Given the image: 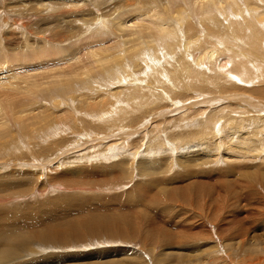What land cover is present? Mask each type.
<instances>
[{
	"label": "bare ground",
	"instance_id": "bare-ground-1",
	"mask_svg": "<svg viewBox=\"0 0 264 264\" xmlns=\"http://www.w3.org/2000/svg\"><path fill=\"white\" fill-rule=\"evenodd\" d=\"M28 1L22 2L29 12L38 17L57 15L59 22H65V30L57 32L50 24L41 27L39 33L42 29L44 33L54 31L56 37L44 34L36 42L28 41L14 61L8 54L3 56L0 173L10 165L21 174L26 170H15V166L29 167L37 178L60 172L73 161L72 154L65 160L61 157L80 150L81 140L89 136L92 140L91 132L96 131L93 140L99 147L90 153L79 151L83 156L80 162L91 156L106 163L114 159L113 165L107 163L109 168L101 167L104 182L109 175L134 174L138 166L139 180L135 182V175L129 179L135 184L134 191L128 193L133 207L121 201L124 209L132 212L135 205H144L145 210L137 215L140 222L145 219L147 223L117 230L113 225L120 218L122 223L128 220L129 213L121 209L115 216L96 211L62 221L55 220L48 209L40 218L31 219L26 213V220L9 221L13 230L0 228V264H16L14 256L57 248L54 243L69 247L73 239L83 241L88 232L92 238L107 234L111 241L114 235L142 241L136 254L123 251L117 255L121 259L90 264H148L145 256L153 258L150 264H170L176 257L180 264H264V88L228 87V80L220 78L229 77L228 72L238 76L249 71L244 56L235 51L239 47L235 40H245L253 49L252 54H246L264 64V0H130L127 4L134 11L129 13L119 0ZM106 11L119 13L116 20ZM101 21L104 25H98V31L102 34L93 41L98 35H89ZM69 38L78 41L72 40L76 43L67 47ZM31 51L34 59L27 56ZM1 53L2 49L0 57ZM168 61L173 62L174 71L166 69ZM184 68L187 80L182 77ZM218 68L222 71L216 73ZM168 76L175 80L168 85L177 84L174 90L158 80ZM256 110L261 113L255 114ZM196 124L209 129L204 136ZM62 148L68 150L61 153ZM76 170L61 172L68 177ZM107 182L105 185H111L112 181ZM8 183L3 185L8 188ZM36 188L32 187V192L36 193ZM145 195L147 199L151 196L150 202L143 201ZM121 201L117 203L122 206ZM21 210L13 211L24 216ZM156 223L163 229H153ZM172 238H184V247L178 248L184 252L172 251L177 249L172 247L176 241L162 242ZM168 249L175 254L168 255ZM28 262L19 264H61L53 254Z\"/></svg>",
	"mask_w": 264,
	"mask_h": 264
},
{
	"label": "rangeland",
	"instance_id": "rangeland-1",
	"mask_svg": "<svg viewBox=\"0 0 264 264\" xmlns=\"http://www.w3.org/2000/svg\"><path fill=\"white\" fill-rule=\"evenodd\" d=\"M23 0H0V42L1 43H3L4 45H6V46H4L3 44V46L2 45H0V49H2V53H1V57H0V63L2 62V60L3 59H6L5 57H3L4 55H9V58L8 59H11V61H14V59H15V55H18V54H20V53H18L19 51L20 52H22L23 51V49L25 50V48H22L23 47V45L25 46V45H27L28 44V41H31V42H36V41H38L39 39H41L42 37H41V35H44L45 34V36H48L49 38L50 37H53V36H55L54 35V31H48L47 33H44L43 32V29H42V33H39L41 30L39 29V28H41V27H48L49 26V24H50V26H52L53 27V30H55V31H57V32H60V31H64L65 30V27H64V23L63 22H61V20H60V22H59V20H57L55 17H57V13L58 12H56V11H53L52 12V14H54V15H56V16H54V17H45V16H43V15H41L40 13V15L42 16H36L35 15V13H31V11L29 12V8H24L23 7V5H24V3L22 2ZM31 1V0H30ZM119 1H123V2H121V3H119V4H122V5H125V12H127V13H129V12H132V11H134V9H133V7H129V5L127 4V3H129V1L130 0H128V1H126L125 2V0H119ZM27 2H29L28 0H27ZM20 7V8H19ZM17 8H19V9H17ZM21 9V10H20ZM19 10V11H18ZM22 11V12H21ZM18 12V13H17ZM108 14H111L112 12H110V11H106ZM6 14H7V16H6ZM38 14V15H39ZM119 13H116L115 15H110L109 17H110V19H112V20H116L114 17L115 16H117ZM6 16V17H5ZM17 17V19H14V18H16ZM23 19V20H21V19ZM19 19L21 20V21H19ZM68 21H69V19H68ZM17 22H21L20 23V25H19V23H17ZM103 21H101V22H99L96 26H95V28L96 29H94V32H93V34H91V35H89V36H93V37H96V34L98 35L96 38H92V40L93 41H95V40H97V38L100 36V34H102L100 31H98V28H99V26L101 27V26H103L104 24L102 23ZM14 23H16V24H14ZM25 23V24H24ZM23 24V25H22ZM103 24V25H102ZM37 25V26H36ZM99 25V26H98ZM98 32H97V31ZM262 32H264V30H261ZM96 33V34H95ZM99 33V34H98ZM28 37V38H27ZM56 37V36H55ZM78 39L80 38V37H77ZM28 39V40H27ZM70 39V38H69ZM69 39H68V43H65L66 44V46L67 47H72V45L73 44H75L76 42H72V40H77L76 38L75 39H70V41H71V43H70V41H69ZM2 40V41H1ZM4 40V41H3ZM52 41V42H51ZM78 41V40H77ZM56 41H54V40H50V44H52V45H54V46H57V44L55 43ZM236 44H238L239 45V47H236V49H235V51L236 52H239V53H241L243 56H244V58H243V60L244 61H247V64H248V70L249 71H247V70H244L245 71V73H243V75H236V74H233V73H226L227 74V76H229V77H220V78H224V79H227L228 80V83H227V85H228V87H231L232 85H238V86H242V87H244V88H247L248 89V87H249V89H251L252 87L251 86H253V87H261V88H264V64L263 63H261V62H259L258 60H256V59H254V58H251L250 56H248L247 54H246V51H248L250 54H252V51L251 50H253V49H249V45H246L247 44V42L245 41V40H240V41H238V40H235L234 41ZM69 43H70V45H69ZM249 43H250V45H252L251 44V42L249 41ZM11 44V45H10ZM49 43H48V46L50 47V48H52L51 47V45H50ZM68 44V45H67ZM59 46H64V43H60V44H58ZM5 47H7L6 49H5ZM30 50H31V47H28ZM252 48H254L253 47V45H252ZM22 49V50H21ZM4 50V51H3ZM261 50L264 52V46H262L261 47ZM8 51V52H7ZM251 51V52H250ZM32 52V54H30V55H27V56H29V57H33L32 59H34V52L33 51H31ZM264 54V53H263ZM29 59H31V58H29ZM30 61V60H29ZM169 62V65L167 66H165L166 67V69L168 70V71H170V69L172 70V71H174V67H172V61H168ZM171 62V63H170ZM172 67V68H171ZM200 70V72H201V69H199ZM219 71H222V70H220L219 68L218 69H216V73H218ZM251 75V76H250ZM182 77H184L186 80L188 79V75H187V73L185 72V68H184V72L182 73ZM164 78L163 77H160V78H158V80H162V81H164L165 83H166V85H168V82L169 81H175V80H172L171 78H170V76H168L167 78H166V80H163ZM247 82H252V83H247ZM252 84V85H251ZM165 85V86H166ZM175 85H177V84H174V85H168L172 90H174L175 89ZM250 85V86H249ZM181 102V101H180ZM256 113L255 114H260L261 112H258L257 110L255 111ZM114 123V122H113ZM108 125H111V124H108ZM196 126L197 127H199V130H201L202 131V136H204L205 135V132H207V130H209L208 128H205V127H202V126H199L198 124H196ZM96 132V131H95ZM95 132H91L92 133V138L93 139H95V137H96V135H97V132L95 133ZM95 133V134H94ZM160 135H161V137H163L162 136V134L160 133ZM91 140V136H89L88 138H86V140L83 138L81 141L83 142L82 143V145L81 144H79V146H80V150H78V149H76V150H74L73 151V153L71 152V153H69V154H66V155H63L62 157H61V160H62V158L64 157V159L63 160H65L70 154H72V164L74 165V166H72V164H70V167H69V164L68 165H66L65 166V168H63V169H61V170H59L60 172H58V171H55V172H53V174L51 173L49 176L47 175H42V176H40V177H36L35 175H33L32 174V172H29L28 170V168L29 167H26V166H24V167H17V166H15V170H22V171H25V173H19L18 171H14V170H12V167H13V165H10L8 168H7V170L6 171H4V172H1L0 173V199L2 198V199H4L3 201L1 200L0 201V220H1V222H0V225H2V227L0 226V228H2V229H4V230H13L11 227L9 228V226L11 225V224H9V221H10V223H12V224H14L15 223V220L17 221L18 220V222H19V220L20 221H23V219L24 220H26V217L27 216H29V218H40V217H42L41 215L43 214L44 215V212H46L47 211V209H48V211L47 212H51V213H54V215L55 216H53V217H57V219H55V220H58V221H62V219L64 218V220L65 219H69V220H75V218H78V217H81V216H84V217H86V216H88L90 213L92 214V213H97V212H99V213H107V214H109L110 216L111 215H113V216H115V214H117V212H119V209H121V211H124V213H129L128 215H127V218H128V220L125 222V223H122L123 221H122V219L120 218L118 221V224L116 223V224H114L115 222L114 221H110L111 223H112V225L113 226H115V228L117 229V230H121V227H122V230H126L125 228L126 227H128L127 228V230H131L133 227H135L136 225V227H138L140 224L141 225H146V223H147V220L145 221V219L142 221V222H140L139 221V219H138V215H139V212L140 211H142L143 209L145 210V206L144 205H142V206H144V207H142L141 205H135V210H137V211H135V210H133V212H135V213H133L132 212V210H130V209H128V208H125L124 209V206L123 205H125L126 203H128L127 204V207H129V205H130V207H133L132 205V203L129 201L130 199H129V196H128V193L130 192V190H132V191H134L133 189H132V187H134L135 186V184H133V182H131L130 180H131V178L135 175V182H137L138 180H139V170H138V166H136V171L134 172V174H131V173H126V174H124V176H118L117 177V175L115 176V175H113V177H111L110 175L109 176H107L106 177V179L108 178V180H106L105 182L102 180V177H104V174H102V173H104V171L102 172V170H104L105 168L107 169V168H109L110 166H108V165H113V161L115 162V160L113 159L112 160V162L111 161H107V163H108V165H107V163H106V161L104 162V160H100L99 161V159H96V158H93V156H91V157H88V161H83V159H82V162H84L83 164H80V163H82V162H80L81 161V158H83V156L81 155V154H78L79 153V151H84V153H90L95 147L96 148H98L99 146H98V143H97V141H95V140H93L94 142V144L93 143H91L92 142V140L91 141H89V140ZM84 140V141H83ZM88 140V141H87ZM205 141L207 140V138L206 139H204ZM89 142V143H88ZM96 142V143H95ZM84 144H85V146H84ZM90 144V145H89ZM97 144V145H96ZM87 145V146H86ZM96 145V146H95ZM78 147V146H77ZM62 152H61V151ZM59 151H58V153L59 154H61V153H63L65 150L67 151L68 149H64V148H62V149H60ZM71 150V149H70ZM91 150V151H90ZM61 152V153H60ZM57 153V152H56ZM75 153V154H74ZM74 154V155H73ZM74 156H76L75 157V159H74ZM85 156H87V155H85ZM101 158V157H100ZM90 159H91V161H90ZM97 160V161H95V160ZM76 160V161H75ZM93 161H95V162H93ZM99 161V162H98ZM79 162V163H78ZM87 162V163H86ZM100 162H102V163H100ZM12 163V162H11ZM26 163V162H25ZM39 163V162H38ZM86 163V164H85ZM91 163V164H90ZM104 163H105V165H104ZM76 164V165H75ZM78 164V165H77ZM94 164H96V165H94ZM98 164L100 165V167L98 166ZM103 166H102V165ZM84 165V166H83ZM82 166V167H81ZM104 166H105V168H104ZM108 166V167H107ZM73 168V170H75V169H77L76 171L77 172H74L75 174H73L74 175V177H73V175H70V176H68V177H63V174L65 173V169H68V168ZM86 167V168H85ZM88 167H90V168H88ZM99 167V168H98ZM101 167H103L104 169H102ZM83 168V169H82ZM82 171H81V170ZM88 169V170H87ZM93 169V170H92ZM97 169H100V172H98L97 171ZM96 170V172H97V176H95V175H93L94 174V171ZM64 172V173H62V172ZM85 171V172H84ZM87 171V172H86ZM13 174H12V173ZM91 172V173H90ZM7 173H10L11 175H9V174H7ZM59 173V174H58ZM77 173V174H76ZM86 173V174H85ZM125 173V172H124ZM136 173V174H135ZM32 174V175H31ZM55 174H56V176H55ZM80 174V175H79ZM85 174V175H84ZM100 174V175H99ZM101 174L103 175L102 177H101ZM61 175H62V178H61ZM90 175V176H89ZM91 175H92V177H91ZM127 175V176H126ZM14 176V177H13ZM46 177V179H45V177ZM56 177V178H54V177ZM100 176V177H99ZM116 178H115V177ZM128 176H130V177H128ZM7 177V178H6ZM14 179H13V178ZM35 177V178H34ZM91 177V178H90ZM94 177V178H93ZM50 178H52V179H50ZM58 178H60L59 180H58ZM73 178V179H72ZM118 178V179H117ZM10 179H13L12 181L10 180ZM39 179V180H38ZM68 179V180H67ZM123 179V180H122ZM130 179V180H129ZM7 182H6V181ZM53 180V181H52ZM58 180V181H57ZM127 180H129V181H127ZM146 180V179H145ZM1 181H4L5 182V184H7L8 182V184H9V187L7 188V187H5L3 184H4V182L3 183H1ZM11 181V182H10ZM22 182L21 184L20 183H18V182ZM27 181V182H26ZM111 182L110 184L112 185H109V184H107V185H105L106 184V182ZM12 182H17L16 183V185L15 184H13ZM25 182V183H24ZM107 182V183H108ZM129 184H128V183ZM32 185H31V184ZM37 183H38V185H37ZM54 183H56V184H54ZM101 183V184H100ZM119 183H120V185H119ZM132 183V185H130ZM11 184H13V185H11ZM19 184V185H18ZM28 184V185H27ZM50 184V185H49ZM96 186H95V185ZM17 185L20 187H17ZM21 185V186H20ZM24 187H23V186ZM27 185V186H26ZM30 185V186H29ZM33 185H35V186H33ZM45 185V186H44ZM54 185H55V187H57V188H54ZM94 185V186H93ZM113 185L114 186H116V188H112L113 187ZM128 185H130L129 187H128ZM12 186V187H11ZM13 186H15L14 188H13ZM28 186H29V188H31V189H28ZM33 187V190H35V188H36V190L38 191H36V193H34V192H32L33 190H32V187ZM50 186V187H49ZM106 186V187H105ZM107 186H108V188H107ZM123 186V187H122ZM2 187V188H1ZM51 187H52V189H51ZM96 187V188H95ZM97 187H99V188H97ZM128 187V188H127ZM19 188V189H18ZM78 188V189H77ZM81 188V189H80ZM88 188V189H87ZM15 189V190H14ZM17 189V190H16ZM42 189H43V191H42ZM84 189V190H83ZM87 191H86V190ZM124 190V192L122 191V190ZM129 189V190H128ZM4 190H5V192H4ZM30 190H31V192H30ZM39 190H40V192H39ZM48 190V191H47ZM51 190H53V191H51ZM94 190H97L96 192L94 191ZM15 191V192H14ZM127 191V192H126ZM42 192V193H41ZM52 192V193H51ZM121 192H123V194H121ZM88 193V194H87ZM92 193V194H91ZM97 193V194H96ZM109 193V194H108ZM18 194H20V195H18ZM42 194H43V196H42ZM94 194V195H93ZM99 194V195H98ZM117 194L121 197V199H119V196L117 197ZM3 195V196H2ZM14 195H16V196H14ZM92 195H93V197H92ZM112 195V196H111ZM113 195H115L116 196V198H117V200H116V198L115 197H113ZM123 195L125 196V197H123ZM126 195L128 196V198L126 199ZM9 196H11V198L9 197ZM36 196V197H35ZM95 196V197H94ZM102 196V197H101ZM105 196L107 197V198H105ZM148 196H150V195H148ZM17 197V198H16ZM22 197V198H21ZM137 197H138V195H137ZM144 199H143V201L145 200V198H146V200L148 201V202H150L151 201V196H150V199H149V197H148V199H147V195H145V196H142ZM16 198V199H15ZM98 198V199H97ZM105 200H104V199ZM71 201H70V200ZM91 199V200H90ZM100 199V201H98ZM109 201H108V200ZM116 201H115V200ZM7 200H9V201H7ZM16 200V201H15ZM50 200H52V201H50ZM72 200H74V203L72 204V205H70V203L71 202H73ZM113 200V201H112ZM123 201L124 202V200H125V204H123V202L121 201V203H122V206L120 205V204H118L117 202L118 201ZM13 201V202H12ZM18 201V202H17ZM78 201H79V203H78ZM104 201H107V202H105V203H103ZM17 202V203H16ZM20 202V203H19ZM97 202V203H96ZM99 202V203H98ZM102 202V203H101ZM117 203L116 205H115V203ZM6 203H7V205L8 206H6ZM2 204V205H1ZM15 204V205H14ZM53 204V205H52ZM105 204V205H104ZM106 204H107V206L108 207H106ZM17 205V206H16ZM47 205V206H46ZM49 205V206H48ZM149 205V206H148ZM51 206V207H50ZM113 208H112V207ZM115 206V207H114ZM118 206H120V208L118 207ZM42 207V208H41ZM46 207V208H45ZM73 207H74V209H73ZM110 207V208H109ZM139 207V208H138ZM147 209L149 208L150 210L151 209H153L152 208V206L150 205V204H147ZM11 208L14 210V208H17V209H19V211L22 209V210H24L25 211V213H24V216L23 215H19L18 214V212H16V214L14 213V211L13 210H11ZM27 208H28V211H27ZM33 208V209H32ZM68 208V209H67ZM70 208V209H69ZM42 209H46V210H42ZM53 209V210H52ZM58 210L57 212H56V210ZM72 209V210H71ZM130 210V211H128V212H126V210ZM133 209V208H132ZM6 210V211H5ZM50 210V211H49ZM60 210V211H59ZM65 210H67V211H65ZM69 210V211H68ZM117 210V211H116ZM27 211V212H26ZM32 211V213H29V212H31ZM87 211V212H86ZM97 211V212H96ZM152 211V210H151ZM150 211V212H151ZM35 214H34V213ZM58 212H60V213H58ZM70 212H71V214H70ZM81 212V213H80ZM133 214H132V213ZM138 212V213H137ZM15 214V215H13V214ZM28 215H27V214ZM83 213V214H82ZM112 213V214H111ZM115 213V214H114ZM123 213V212H122ZM3 214V215H2ZM30 214V215H29ZM32 214H34V215H32ZM37 214V215H36ZM87 214V215H86ZM90 214V215H91ZM138 214V215H137ZM148 215L149 214H151V213H147ZM153 214V213H152ZM12 215V216H11ZM27 215V216H26ZM58 215V216H57ZM130 215V216H129ZM137 216L136 217V219L134 218L135 216ZM10 216V217H9ZM22 219H20L19 217ZM34 216V217H33ZM39 216V217H38ZM71 216V217H70ZM150 217H152V216H154V215H149ZM6 217H9V219L8 218H6ZM13 217H14V220L11 222V219H13ZM17 217V219H15ZM44 217H46V216H44ZM60 217V218H59ZM67 217V218H66ZM132 217V218H131ZM59 218V219H58ZM73 218V219H72ZM118 218V217H117ZM133 218L135 219V220H133ZM4 219H5V221H4ZM129 219H132V220H129ZM51 220V219H50ZM137 221H139V222H137ZM7 222V223H6ZM17 223V222H16ZM119 223H120V225H119ZM135 224V225H134ZM116 225H118V226H116ZM126 226V227H125ZM156 226H158V227H156ZM124 227V228H123ZM154 227H156V229H163V228H160L161 227V225L159 224V223H156V224H154V226H152V228L153 229H155ZM3 230V231H4ZM26 230V229H25ZM83 231V230H82ZM0 232H2V231H0ZM26 232V231H25ZM20 233H24L23 231L22 232H20ZM27 233H29V231L27 232ZM31 233V232H30ZM29 233V234H30ZM105 236H102V234H100V238L99 237H95V238H92L93 236L88 232L87 233V235H86V238H84V240L83 241H78L79 239H73V241H72V243L70 244L71 246H69V247H66L67 245H64V246H61V247H59L60 246V243H54V245L53 246H57V248H55V247H53L52 249L51 248H48L47 250H42L41 252H39V253H37V254H34V255H26V256H21V257H19V256H14V258H18V260H17V262H16V259L14 260L15 262L14 263H16V264H19V263H23V262H28V260L30 261V262H32V261H34V260H44V258H50V257H52V254H53V258L54 259H56V261L58 262V261H60L61 262V264H63L64 262H69V263H67V264H90L91 262L93 263V262H107V261H110V260H118V259H121V258H123L122 256H117L119 253H121V252H123V251H128L129 253H134V254H136L135 252L136 251H139L138 250V248H140V246L142 245L141 244V240L140 239H133V241L132 240H129V239H127V238H123V237H116L115 235L113 236V237H115V239L113 240V241H111V239H109L110 237L107 235V234H104ZM71 238V237H70ZM178 238H172V239H165L164 241H162V242H167V243H174L175 241V245H172V247H174L175 249H176V251L175 250H173L172 249V251H174V252H176V253H181L180 251L182 250L183 252H184V248H182L181 250H179L178 251V248L179 247H184V238H181V240H183V241H181L180 239H178ZM87 240V241H86ZM74 242V243H73ZM182 243V245H180L181 243ZM177 243V244H176ZM178 247H177V246ZM131 247H133V248H131ZM127 248V249H126ZM136 248V249H135ZM15 250V248L12 250V251H14ZM34 250H36V247H34ZM169 250V249H168ZM38 251H40V249H38L37 250V252ZM99 251H101V252H99ZM103 251V252H102ZM112 252V254H111V252ZM178 251V252H177ZM52 252V253H51ZM92 252H94L93 253V255L95 256H93L92 255ZM108 252H110V253H108ZM115 252V253H114ZM166 252V251H165ZM167 252H170V250L169 251H167ZM174 252H170V253H168V255H174L175 253ZM183 252H182V254H183ZM67 253V254H66ZM95 253H96V255H95ZM101 253V254H100ZM104 253V254H103ZM174 253V254H173ZM44 254V255H43ZM50 254H51V256H50ZM63 254V256H61ZM72 256H71V255ZM79 254H80V256H79ZM98 254V255H97ZM116 254V255H115ZM76 255H78L79 257H77ZM86 257H85V256ZM110 255L111 257H108V256ZM49 256V257H48ZM87 256H88V258H87ZM89 256H90V258H89ZM93 256V257H92ZM101 256H103L102 258H100ZM29 257H30V259H29ZM33 257H35V259L33 258ZM39 257V258H38ZM42 257V258H41ZM67 257V258H66ZM83 257V258H82ZM108 257V258H107ZM124 257H126V255H124ZM33 258V259H32ZM74 258H76V259H74ZM81 258V260H78V259H80ZM94 258V259H93ZM95 258H97V259H95ZM98 258H99V260H98ZM104 258V259H103ZM145 258H147V260H146V263L148 262V264H150V262L149 261H151V263H153V258H151V257H147V256H145ZM183 258H184V256H183ZM86 259H88V260H86ZM90 259H91V261H90ZM106 259V260H105ZM64 260V261H63ZM75 260V261H74ZM94 260V261H93ZM179 260V262H177ZM18 261H20V262H18ZM71 261V262H70ZM8 262H11V260L9 259L8 260ZM30 262H28V263H30ZM76 262V263H75ZM83 262V263H82ZM66 263H64V264H66ZM171 263L172 264H180L181 263V260L180 259H178L177 257H176V261H171ZM170 263V264H171Z\"/></svg>",
	"mask_w": 264,
	"mask_h": 264
}]
</instances>
